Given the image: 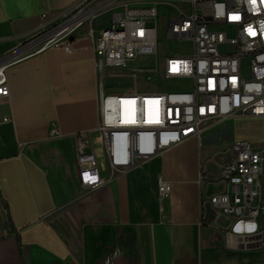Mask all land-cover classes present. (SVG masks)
Wrapping results in <instances>:
<instances>
[{"label": "crops", "instance_id": "obj_1", "mask_svg": "<svg viewBox=\"0 0 264 264\" xmlns=\"http://www.w3.org/2000/svg\"><path fill=\"white\" fill-rule=\"evenodd\" d=\"M77 1L0 0V59ZM93 44L82 30L71 53L50 47L8 68L10 95L0 97V264H264V236L262 244L250 238L230 247L222 230L200 224L202 199L223 188L210 180L223 156L215 167L209 157L201 164L200 141L234 132L239 118L82 189L74 136L98 128L105 87ZM243 119L256 129L239 140L264 147L263 121ZM159 179L172 186L167 198ZM259 185L264 201V169Z\"/></svg>", "mask_w": 264, "mask_h": 264}, {"label": "built area", "instance_id": "obj_2", "mask_svg": "<svg viewBox=\"0 0 264 264\" xmlns=\"http://www.w3.org/2000/svg\"><path fill=\"white\" fill-rule=\"evenodd\" d=\"M163 9L175 14L162 17ZM105 15L109 20L98 25ZM220 26L231 28L234 36L230 38V30H216ZM82 30L94 41L97 68L104 76L136 82L133 92H107L101 84L98 128L74 136L84 191L191 138L200 139L206 127L225 120L257 118L264 126V0H78L51 26L43 25L0 59V97L10 95V66L50 47L71 53ZM163 36L189 42L191 55H161ZM155 76L182 82L191 90L139 91L141 81L146 85ZM105 168L110 176H104ZM263 169L264 147L239 140L224 152L218 175L210 178L223 188L202 199L200 224L222 230L227 246L246 245L250 238L263 243ZM171 191V184L159 179L160 197L167 198ZM253 222L255 230L247 231Z\"/></svg>", "mask_w": 264, "mask_h": 264}, {"label": "rangeland", "instance_id": "obj_3", "mask_svg": "<svg viewBox=\"0 0 264 264\" xmlns=\"http://www.w3.org/2000/svg\"><path fill=\"white\" fill-rule=\"evenodd\" d=\"M160 15L162 17L170 16L175 14L173 11L168 9L160 10ZM109 20V15H105L97 22L98 25L106 24V22ZM216 30H230L229 36L232 38L234 36V31L231 28H227L225 26H220L216 28ZM162 45L160 48V54H169V55H191L192 53V45L189 42H178L177 40H167L166 36L162 37ZM246 64V62H245ZM150 65H153L151 63ZM114 76H117V74H114ZM125 81H122L119 79V77H111L110 73H108L106 76H104V85L109 92V90H121V91H127L133 92L134 88L131 86L133 85L135 87L136 82L133 80L129 84H125ZM150 86L147 88V86ZM139 91H144L146 89H149L154 92H177V91H190L191 87H186L184 83L182 82H176V81H164L160 77H153L151 80H149L146 85L143 81H141L138 85ZM120 92V91H119ZM233 131L234 132H228V131H218L214 132L209 136H205L201 139V150H200V161L201 164H204L208 157L210 158V166H214L218 163V160H222V156L224 152L229 150L231 145L234 141L241 139L240 134H243L247 132V130H255L256 125H254L251 121H246V119L239 118L233 125ZM214 127H206V130L213 129ZM198 149V144H197ZM198 151V150H197ZM225 157L228 158L229 154L226 153ZM261 223L264 225V215H261L260 218Z\"/></svg>", "mask_w": 264, "mask_h": 264}, {"label": "clouds", "instance_id": "obj_4", "mask_svg": "<svg viewBox=\"0 0 264 264\" xmlns=\"http://www.w3.org/2000/svg\"><path fill=\"white\" fill-rule=\"evenodd\" d=\"M248 226H252V227H251V231H254V230H255V228H256V225H255V223H254V222H253V223H250V224H248V225H247V229H246L247 231H249V228H248ZM236 230H237V229H236ZM237 231H240V230H237ZM251 231H249V232H251Z\"/></svg>", "mask_w": 264, "mask_h": 264}, {"label": "snow or ice", "instance_id": "obj_5", "mask_svg": "<svg viewBox=\"0 0 264 264\" xmlns=\"http://www.w3.org/2000/svg\"><path fill=\"white\" fill-rule=\"evenodd\" d=\"M239 17H232V19H238ZM251 32V29L249 30ZM254 35V33H252ZM252 226H248L249 231H251ZM237 230H240L239 226L237 227Z\"/></svg>", "mask_w": 264, "mask_h": 264}, {"label": "water", "instance_id": "obj_6", "mask_svg": "<svg viewBox=\"0 0 264 264\" xmlns=\"http://www.w3.org/2000/svg\"><path fill=\"white\" fill-rule=\"evenodd\" d=\"M208 215H209V216H211V215H212V212H211L210 210H209V212H208Z\"/></svg>", "mask_w": 264, "mask_h": 264}, {"label": "trees", "instance_id": "obj_7", "mask_svg": "<svg viewBox=\"0 0 264 264\" xmlns=\"http://www.w3.org/2000/svg\"><path fill=\"white\" fill-rule=\"evenodd\" d=\"M1 197V196H0ZM6 206H7V204H6Z\"/></svg>", "mask_w": 264, "mask_h": 264}]
</instances>
